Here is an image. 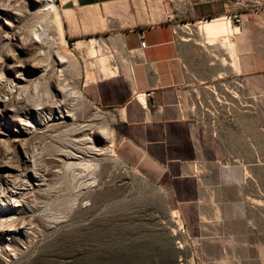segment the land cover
<instances>
[{
  "label": "crops",
  "instance_id": "1",
  "mask_svg": "<svg viewBox=\"0 0 264 264\" xmlns=\"http://www.w3.org/2000/svg\"><path fill=\"white\" fill-rule=\"evenodd\" d=\"M251 1L259 0H59V6L64 36L77 53L93 44L113 54L119 72L103 77L91 97L108 98L105 90L128 83L123 99L111 102L123 146L153 177L171 175L180 210L199 212L188 235L211 244L215 258L231 243L234 257L264 264V14ZM234 12L244 22L231 25L230 34L207 38L199 31L203 20ZM222 94L218 120L202 117L200 103Z\"/></svg>",
  "mask_w": 264,
  "mask_h": 264
},
{
  "label": "rangeland",
  "instance_id": "2",
  "mask_svg": "<svg viewBox=\"0 0 264 264\" xmlns=\"http://www.w3.org/2000/svg\"><path fill=\"white\" fill-rule=\"evenodd\" d=\"M53 1L63 26L59 0ZM22 3L24 15L15 19L11 27L0 20V56L11 53L14 57L5 62V75L10 78L18 69L28 74L29 64L46 56V46L24 45L28 30L46 20L49 34L61 49L75 57L77 67L57 64L58 56L52 52V58L47 59L52 65L50 74L59 81L44 78L35 88L36 82L33 84L29 77L31 84L29 80L25 83L30 85L29 98L37 95L40 98L35 96L36 100H46L49 90L56 101L63 102L62 108L71 107V93L78 89L87 100L74 108L73 118L61 119L59 123L46 117L50 110L56 113L53 106L45 103L44 113L38 114L35 107L39 102L33 98L37 104L32 103V98L31 102L24 96L21 102L11 98V111L0 114V128L6 130L12 131L21 116L36 125L31 133L22 135V141L11 140L5 149L0 146V185L11 187L12 180L16 181L19 175L24 182L28 170L39 171L45 178L41 186L25 190L21 205L7 211L8 217L0 216V230L16 229L12 239L0 244V264H245V259L230 252L231 243L224 244L222 258H215L207 251L211 244L199 241L194 232L190 231L189 236V225L197 221L199 212L180 210L177 202L181 195L174 192L171 175L164 171L153 177L140 164L133 148L123 146L111 102L123 99L128 83L118 84L111 92L105 90L108 98L91 97L92 89L97 91L100 80L109 75L108 65L110 70L119 72L112 53L106 52L107 47L95 49L92 44L90 49L77 53L64 31L63 38L59 35L54 13L41 18L31 0ZM7 33L12 38L9 41L5 39ZM19 38H23L22 43ZM39 51H45L44 55H36ZM44 57L41 59L46 64ZM12 64L14 68L8 69ZM97 127L112 131V138L104 141L93 132ZM109 149L114 156L107 152ZM144 158L157 164L153 156L145 154ZM32 160H36L37 169ZM7 170L13 174L8 176ZM222 214L218 212L219 217Z\"/></svg>",
  "mask_w": 264,
  "mask_h": 264
},
{
  "label": "bare ground",
  "instance_id": "3",
  "mask_svg": "<svg viewBox=\"0 0 264 264\" xmlns=\"http://www.w3.org/2000/svg\"><path fill=\"white\" fill-rule=\"evenodd\" d=\"M22 1H24V0H0V20L3 19L5 24L8 25L9 27H11L13 25V21L15 19L19 18L20 16L22 17V15H24V11H23L24 6L22 5L24 3H22ZM31 2L33 3V5L35 7L36 15L37 14H38V16L41 15V18L46 13L48 15L49 12L55 14L54 24L58 27L59 35L61 36V38H63V33H62L63 32V29H62L63 26H62L61 20H60L59 8L54 3V1L53 0H31ZM45 18H46V16H45ZM41 21H43V20H41ZM41 21H40V24L36 25L33 28L31 27L30 31L28 30V32H29V34L27 36L28 38H24V45H26V43H28V44L31 43L36 47L46 46L47 50H45V51H47V52H45V51L40 52L41 49L39 48L40 51L36 55L40 56L39 54L42 55L45 52L46 56L43 54L45 57L44 56H41V57H44V59L46 58V60L47 59L50 60L52 58L51 57L52 52H55V54L58 56L57 64L63 65L64 63H70V65L72 67H74V69H75L77 67V64H76L77 61H76L75 57L69 51H66V50H63L60 48L59 42L54 40L53 39L54 37H51V35L49 34L50 33L48 31L49 26H48V24H46V20L43 22L45 23V25H47V27L43 24V22L41 23ZM230 28H231L230 22H228L227 20H225L224 18H221V17H220V19H216V20L215 19L214 20H211V19L210 20H208V19L203 20L198 25L199 31L204 35V37H207V38H211V37L215 38L216 36L228 35V33L229 34L231 33ZM16 34H17V32H16ZM12 36H15V34H13ZM5 39H7L9 41L10 39H12L11 35L7 33L5 35ZM22 39L23 38H19V42L22 43ZM38 56H36V57H38ZM41 57L40 58L38 57L39 58V59L37 58L38 60H36L34 58L35 60L33 59L34 61H32V63H30L31 61L29 62L30 64H29V73L28 74H26L25 71L23 72L21 69H18V72L16 74H13L9 78L5 75L3 68L5 65V62H7L8 59H12L14 57L11 53L6 54L4 58H2L0 56V114L1 113L2 114L7 113V112L11 111V109L9 107L12 105V103H10L11 105H9V102L12 99H13V101L16 99L17 102L18 101L21 102V99L23 98V96H24V99H26L28 101L31 98L33 99L35 96H37V95H33L32 97L30 96L31 98H29V95L31 93L29 92L28 87L30 85L25 84L29 80L28 79L29 77H32L33 84H34V82H36L35 88L37 87V83L39 81H43L41 79H44V78H46V79L48 78L49 81L50 80L59 81L56 77H54L53 74H50V70L52 69L51 63L47 60L48 62L46 64H44V62H42ZM107 61H110V60H107ZM104 67H106V64ZM107 67L109 68V72H110L109 75H112L116 72V70H114V69L110 70L111 67H109V65ZM107 67H106V69H107ZM7 68L8 69L14 68V64H12V66L8 65ZM107 73L108 72H106V74ZM28 75H30V76H28ZM31 80H29V82ZM31 82H30V84H31ZM23 90H24V95H22ZM71 95L73 97L71 107H68L67 105H65L64 108H62L63 102L62 101H56V99H54L52 93L49 90L47 91V99L46 100L41 98L38 101V99L36 100V98L37 97L40 98V96H37L34 99L36 100V102L37 101L39 102L38 104L35 102L34 99H33L34 101L33 100H30V101L31 102L33 101L32 103L35 102V104H37L35 107V111L37 113L39 111H40V113L41 112L44 113V111H45L44 110V104L45 103L46 104L49 103L51 105V107L53 106L56 109V113H54L52 110H50L46 117H48L51 121L55 120L54 123H56V122L59 123L61 119L65 120L66 118H73L74 117V114H73L74 108H76L77 106H79L82 103H85L87 100V98L85 99L82 92L78 89H74L72 91ZM33 106H35V105L32 104V107ZM22 117H24V116H21V118H19L17 120V124L15 125V127L12 131H10V129L6 130L4 128H0V146L3 145L4 147L3 146H1V147H3L4 149H5V146H6V148H8V146H7L8 144L11 145L9 143L11 140L12 141L13 140L22 141L23 140L22 139L23 134L24 135L29 134L34 130L36 125H34L33 121L31 119L22 118ZM94 130L96 131L95 133H97L102 139H104V141H108L112 138V131H109L107 128L97 127L95 129H93V132H94ZM25 142L26 141H25V136H24V142H23L24 146L26 145ZM20 144H21V142H20ZM24 148H26V147H24ZM107 152L110 153L111 156H114V152H112V149L107 150ZM68 155L69 154H67V156ZM70 155H72V154H70ZM30 159H31V157H30ZM32 159L34 160V156ZM35 161H33V167H35L37 169V167H36L37 164H35L36 163ZM30 164H31V162H30ZM34 164H35V166H34ZM67 164H70V163L67 162ZM87 166H91V165H87ZM33 167H32V169H33ZM35 168H34V170H36ZM28 171H26L25 175L23 176L26 179L24 182L22 179H19V178H21V176L19 175V177L16 181L12 180L11 187H7V186L5 187V186L0 185V216L2 218L6 215L7 211L11 210L12 208L15 209L21 205L20 203L22 201V198L24 197L23 196L24 192H26L25 190L32 188V186H34V185H40V182L45 179V178L43 179L42 175L38 173L39 171H35V172H28ZM6 172H7L8 176L11 173L13 174L12 170H9V171L7 170ZM5 177H6V182L9 181L8 177L7 176H5ZM15 178H17V177H15ZM10 181H11V179H10ZM7 185H8V183H7ZM6 217H8V216H5V218ZM14 233H16V229L14 230V228L7 230V232L4 230H0V244L6 240L9 241L10 239H12V236ZM21 233H22V231H21Z\"/></svg>",
  "mask_w": 264,
  "mask_h": 264
},
{
  "label": "built area",
  "instance_id": "4",
  "mask_svg": "<svg viewBox=\"0 0 264 264\" xmlns=\"http://www.w3.org/2000/svg\"><path fill=\"white\" fill-rule=\"evenodd\" d=\"M253 3V8H255V11L257 12H262L264 14V0H259V1H251ZM225 20L230 22L231 25L234 26H240L243 22V16L241 13H230L225 16H223ZM186 29H189L192 24L191 23H183L182 24ZM264 26V22H263ZM147 44L146 41L142 40L141 41V48H146ZM113 56V54H112ZM150 93H143L144 96L149 95ZM225 105V96L222 94L220 96L217 95L214 101H209L208 105L205 106L204 104L200 103V106L202 108V114L201 116H205L206 114H209L212 120H218L219 116L222 115L224 109L223 106Z\"/></svg>",
  "mask_w": 264,
  "mask_h": 264
}]
</instances>
